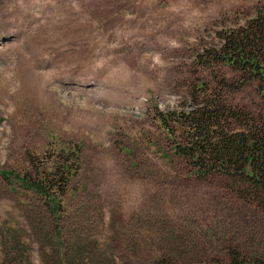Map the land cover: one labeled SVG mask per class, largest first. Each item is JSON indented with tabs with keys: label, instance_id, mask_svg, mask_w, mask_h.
Masks as SVG:
<instances>
[{
	"label": "rangeland",
	"instance_id": "rangeland-1",
	"mask_svg": "<svg viewBox=\"0 0 264 264\" xmlns=\"http://www.w3.org/2000/svg\"><path fill=\"white\" fill-rule=\"evenodd\" d=\"M262 2L0 0V264H228L229 249L263 258L264 212L247 183L198 177L157 116L219 93L264 120L257 80L195 62ZM67 161L57 212L1 177L53 179Z\"/></svg>",
	"mask_w": 264,
	"mask_h": 264
},
{
	"label": "trees",
	"instance_id": "trees-1",
	"mask_svg": "<svg viewBox=\"0 0 264 264\" xmlns=\"http://www.w3.org/2000/svg\"><path fill=\"white\" fill-rule=\"evenodd\" d=\"M216 36L217 47L213 45L197 53L196 64L205 68L220 62L264 86V2L243 25ZM202 88H205L203 83L195 87L196 90ZM157 116L173 142L174 153L186 160L198 177L217 173L241 179L247 183L250 197L264 212V120L253 118L238 106L225 104L219 93L211 97L196 95L192 98L191 110L168 112L166 117L158 112ZM171 121L180 132L178 141L167 125ZM79 149L75 148V157ZM69 168L68 161L59 165L54 180L46 175L32 182L11 171L2 172L1 177L7 183L13 177L19 180L21 187L38 191L48 203L55 204L56 208L50 209L57 212L56 197L64 194ZM228 259V264H264V257H247L234 249L228 250Z\"/></svg>",
	"mask_w": 264,
	"mask_h": 264
}]
</instances>
